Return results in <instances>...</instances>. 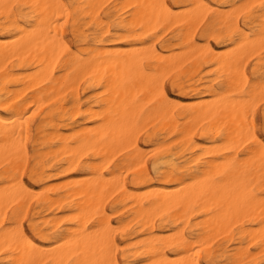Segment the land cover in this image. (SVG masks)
Segmentation results:
<instances>
[{
	"label": "bare ground",
	"instance_id": "bare-ground-1",
	"mask_svg": "<svg viewBox=\"0 0 264 264\" xmlns=\"http://www.w3.org/2000/svg\"><path fill=\"white\" fill-rule=\"evenodd\" d=\"M261 104L264 0H0V264H264Z\"/></svg>",
	"mask_w": 264,
	"mask_h": 264
},
{
	"label": "rangeland",
	"instance_id": "rangeland-1",
	"mask_svg": "<svg viewBox=\"0 0 264 264\" xmlns=\"http://www.w3.org/2000/svg\"><path fill=\"white\" fill-rule=\"evenodd\" d=\"M173 34H174V32H171V31H169L168 33H166V34H164V39H168V38H171L172 36H173ZM160 35H161V33H160ZM67 37H68V39L69 40H71V44L74 46L75 45V43H74V39H73V37H72V35H71V33L70 32H68V34H67ZM200 43L201 44H205V42L203 41V40H200ZM211 44H213V45H216L215 44V42H213L212 41V43ZM254 64H255V59H251L250 61H249V63H248V67H247V69H248V73H251V71H252V69H253V67H254ZM210 69V70H209ZM205 75L207 74L208 75V77H213L214 76V73H212L211 72V68H206L205 70H204V72H203ZM210 74V75H209ZM170 83V84H169ZM171 87V88H170ZM173 87H172V84H171V80H169L168 82H167V84H166V91H167V93L170 95V97L171 98H173V99H175V100H178V101H186V98L187 97H183V96H179L178 95V92H175V91H177L176 89H172ZM173 90V91H172ZM173 92V93H172ZM263 107H264V104H261L260 105V107H259V111H258V114H257V116H256V121H257V124L258 125H261V123H262V111H263ZM46 110V109H45ZM32 113V112H31ZM32 115H33V113H32ZM31 115V116H32ZM28 116H30V114L28 115ZM34 117V119H33V121H32V128H31V134H32V136H35V134H36V128H37V126H38V124L40 123V121H41V118H42V115L40 116V115H38V116H33ZM35 128V129H34ZM151 131V129H147V130H144L142 133H141V135H140V143L142 144V145H144V143L147 141L146 140V135H147V133L148 132H150ZM143 138H145V139H143ZM143 139V140H142ZM168 141V142H167ZM166 141V143H169V141H171V139H169V140H167ZM144 142V143H143ZM150 147V148H149ZM154 147L152 146V145H148L147 146V149H153ZM148 158V161H149V164H151L152 163V161H153V157L151 156V155H149V157H147ZM121 159H122V156H121V154H119L118 156H116L115 158H114V161H115V163H121ZM132 177V174H129V178H131ZM28 178H29V180L31 181V179H30V177H29V174H27L26 175V177H25V181L28 183V184H32L29 180H28ZM39 208H38V205L35 203V202H33L31 205H30V207H29V212H28V216H27V219H26V222H25V227L26 228H29V223H30V220L32 219V217H33V215H34V213L38 210ZM108 211L110 212V213H112L113 214V219H114V221H117L118 219H119V217H120V208H118V207H115L114 208V206L112 205V203H109V205H108ZM32 216V217H31ZM117 219V220H116ZM119 239V242L122 244V246H124V243H122L121 242V240H120V237L118 238ZM253 251H255V250H253ZM222 264H224V263H222Z\"/></svg>",
	"mask_w": 264,
	"mask_h": 264
}]
</instances>
